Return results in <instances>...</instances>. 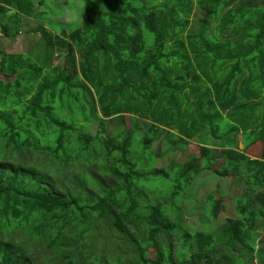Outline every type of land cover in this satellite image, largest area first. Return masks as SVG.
<instances>
[{"label": "trees", "instance_id": "trees-1", "mask_svg": "<svg viewBox=\"0 0 264 264\" xmlns=\"http://www.w3.org/2000/svg\"><path fill=\"white\" fill-rule=\"evenodd\" d=\"M85 5L83 27L69 35L64 31L61 39L75 48L78 74L54 67L44 75L41 66L33 68L25 56L0 46L5 78L0 80V264H264V0H85ZM197 8L205 20L191 31ZM35 13L33 0H0V44L18 35L22 15ZM90 80L106 89L95 96ZM23 90L37 94L27 97L20 123L18 111L3 108L12 91ZM77 102L81 107L74 108ZM152 130L159 131L155 138ZM240 133L261 143L259 159L246 154L249 144L239 150ZM180 138L206 147L197 164L145 173L140 169L145 156L129 159L135 140L150 155L156 141L179 148ZM40 156L57 167L55 174ZM109 158L123 169L115 170L122 184L110 189L97 181L99 195L90 191L92 180L75 186L63 179L65 165L97 159L105 165ZM217 159L223 160L218 168ZM204 171L239 177L245 192L235 203L237 219L191 235L181 225V200L190 196L182 195ZM152 177L175 186L168 195L151 190L145 182ZM150 194L156 198L152 204ZM224 198L221 190L220 199L206 206L205 219H217ZM177 199L180 204L172 207ZM10 233L22 235L29 247L14 245ZM28 237L48 252L33 253ZM174 239L183 247L175 250ZM112 240L133 248L137 261L127 262L100 244Z\"/></svg>", "mask_w": 264, "mask_h": 264}, {"label": "rangeland", "instance_id": "rangeland-1", "mask_svg": "<svg viewBox=\"0 0 264 264\" xmlns=\"http://www.w3.org/2000/svg\"><path fill=\"white\" fill-rule=\"evenodd\" d=\"M33 2L35 3L36 8L35 15H32L30 17L22 15V17L19 18L20 27L19 33H17L18 35L9 39L2 38L0 44L2 50L5 51L7 54L25 56L28 60V64L33 68L41 66V68L45 70L44 75L46 74V70L49 71L54 67L68 68L70 72L74 75L78 74V55L76 54L75 48H71L68 45L70 43L69 40L63 41L64 38L62 37V35L64 31L69 35L71 32H74L83 27V22L85 20L84 10L86 8L85 0H33ZM11 11H9L8 14H10ZM194 15L195 16L193 19V26L191 31L197 30V28L195 27V23L198 20H205V13H203V11L199 8H197V11ZM40 28H44L46 30V39L41 33H32L33 31H37ZM212 29H215V25H212ZM64 48H66V51L61 50ZM3 79H5L4 76L0 74V80ZM12 80L13 78L6 79V81L8 82ZM86 82L95 96L97 91L98 93H101L104 89H106L105 86L98 88L96 82H92V80ZM105 85L110 88L113 87L111 84H107L106 82ZM23 86L24 84H22V87ZM36 94L37 93L35 92L31 93V95H27L23 90L21 95H16L15 91H12L9 94L8 99L6 100L8 103L3 109L5 111H18L20 116L19 121L21 123V118H26V105L29 100L27 97L32 98L36 96ZM17 96L20 97L17 98ZM45 100L47 101V99ZM73 107L79 108L81 107V103L77 102L76 106ZM98 113L101 118L107 120L105 117H103L101 113L100 105H98ZM125 116L126 123L129 126L130 115ZM95 124L97 125L98 123L95 122ZM110 127L114 129L115 125H112ZM158 130H152L150 138H155L153 136H155V132L159 133ZM0 131H4V129H0ZM90 131H92L93 134L97 132L95 128L91 129ZM179 142L181 143V146L179 148H176V146H172L164 140L156 141L149 148V153L152 156L151 158L150 155H145L143 153L140 142L138 140H135L132 148L133 153H131L129 159L135 161V155L145 156L142 161H146V164H142L140 169L143 172L147 173L152 172L154 170H168L169 168L171 169V166L173 164H176V166L179 164L182 165L185 162L197 164L199 160L203 158V154L207 151V149L202 147L204 145L195 143L190 140H186L185 138H180ZM252 145H254L253 148L248 149L246 154L253 160L259 159L263 147L262 145H257L255 143ZM243 148L244 147L240 146L239 150L243 151ZM78 151V147L73 149L74 154H76ZM115 156L119 157V154L116 153ZM39 159L41 160V162L45 161L46 164H50V167L52 168V174H55V172H57V167L53 163H51L46 157L40 156ZM99 161L101 164L98 163ZM217 161L218 168L220 165L223 164V160L217 159ZM94 162L95 164H84L83 162H80L77 164L70 163L66 165L64 168L67 169L69 177L64 176L63 179H65L67 182H74L75 186H77V181H79V179L92 180V183L87 184L90 188V191L93 190V192L96 189L95 186L96 184H98V182H102L101 184H104L110 189H112L114 185L122 184L120 183L118 176L115 174V170L123 169L120 166L115 165L113 159L109 158L107 160V164L105 165L102 159H97ZM104 171L107 175H104ZM177 172L178 170H174V172H171L170 180L175 181L177 179ZM75 176L77 179H75ZM156 178L152 177L148 182H145V185L150 187L151 190H163L165 192V195H168L170 193L169 191H172L175 184H173L172 182H163L161 179ZM236 178V180H233L232 177H219L218 175L213 174V172L208 173L207 171H204L201 172L199 177L196 178L195 183L193 182L189 186L190 188L187 189L186 192L182 195H188L190 197H188L186 200L184 198L183 200H181L183 206V209L181 210L183 223H181V225H185L187 231L191 235L203 231L216 230L225 222L226 219L238 218L235 203L236 200L239 199L245 191L243 190L244 182L239 183V177ZM85 182L86 181H81L80 185ZM181 183L184 184L183 181ZM219 190H222V192L225 193V198L223 200L222 205L223 208L219 213L217 219H205L204 215L206 206L209 205V202H215L216 200L220 199ZM95 194L99 195L100 193L98 194V191L95 190ZM149 197L150 204H152L156 198L154 194H150ZM178 199L173 201L172 207L180 204V200ZM168 203L169 202H167V204ZM137 222L141 223V226H143V228H146V222ZM207 223L208 225L206 226ZM118 234L119 233L113 235L119 236ZM9 235L11 238L15 239L16 242H14V245L20 244L21 246L27 248L29 247L24 243L22 244L23 241H20V238H22V240L24 239L22 235L21 237L14 234L12 235V233H10ZM135 236L139 241H141L142 243L144 242L143 237L138 235ZM11 238L10 240L12 241ZM28 238L30 239V241H28L27 243L30 244V247L33 248V253H39L40 255V252H48V249L40 245L37 240L32 237ZM100 242L102 241L100 240ZM100 244L101 246L105 244L109 249L117 251L119 255L123 254L121 257L127 262H129V260H131V262L137 261L136 259L138 254L133 253L132 251L134 249L131 248L128 244H117L116 241L113 240L105 241ZM174 246L175 250L183 247V245L178 243L175 239ZM261 249L264 250V244H262ZM190 254L191 252H187L186 256L189 257ZM148 255L150 256L151 252ZM154 256L155 253L152 254V258H154ZM253 263L262 264L260 261L257 260H255Z\"/></svg>", "mask_w": 264, "mask_h": 264}, {"label": "crops", "instance_id": "crops-1", "mask_svg": "<svg viewBox=\"0 0 264 264\" xmlns=\"http://www.w3.org/2000/svg\"><path fill=\"white\" fill-rule=\"evenodd\" d=\"M215 141H216V140H215ZM237 142H238V144H239V147H240V146L245 147V146H244L245 144H249V145H250L249 149H250V148H253V146H254V145H252L251 142H248L247 139H245V138L243 137L242 133H240V135H238ZM257 144H258V143H257ZM259 145H260V144H259ZM202 147H203V146H202ZM203 148H206V147H203ZM243 149H244V148H243Z\"/></svg>", "mask_w": 264, "mask_h": 264}, {"label": "water", "instance_id": "water-1", "mask_svg": "<svg viewBox=\"0 0 264 264\" xmlns=\"http://www.w3.org/2000/svg\"><path fill=\"white\" fill-rule=\"evenodd\" d=\"M13 13H15V11H11L10 15ZM32 33H41L45 39L47 38V33H46V30L44 28H40L37 31H33Z\"/></svg>", "mask_w": 264, "mask_h": 264}, {"label": "clouds", "instance_id": "clouds-1", "mask_svg": "<svg viewBox=\"0 0 264 264\" xmlns=\"http://www.w3.org/2000/svg\"><path fill=\"white\" fill-rule=\"evenodd\" d=\"M257 145H258V144H257ZM260 145H261V144H260ZM65 166H66V165H65ZM75 179H77L76 176H75ZM79 180H83V179H79Z\"/></svg>", "mask_w": 264, "mask_h": 264}]
</instances>
